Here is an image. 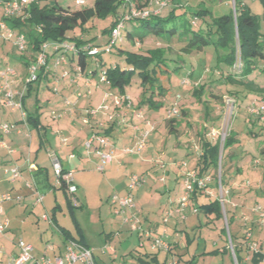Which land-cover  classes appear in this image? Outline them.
Masks as SVG:
<instances>
[{"label":"rangeland","instance_id":"374dc122","mask_svg":"<svg viewBox=\"0 0 264 264\" xmlns=\"http://www.w3.org/2000/svg\"><path fill=\"white\" fill-rule=\"evenodd\" d=\"M93 1L94 0H85L83 6H77L75 0H59V5L65 9L76 10L79 8L92 7ZM151 1L156 2L160 0ZM234 1L235 0H181L180 2L181 4L183 2L187 3L190 9H192L191 7H197L200 3L201 7L210 11L214 17H218L226 13L227 10L232 9ZM247 4L251 7L253 14L261 16L262 7L258 1L252 2L247 0ZM2 17L3 6L0 5V20ZM91 23L92 22H89L85 26L88 30L83 33V36H86L87 39L98 34L97 28H91ZM94 24L97 27L103 26L96 19L94 20ZM80 33V27L74 30L75 35ZM106 41L107 37L101 36L95 43L98 44V50L103 52V58L107 60L109 56L113 54V51L110 53L111 55L104 51L105 48H107ZM6 42L12 45L11 42ZM154 46L161 47L162 45L160 42H152V44L147 42L142 45L140 42H137V40L131 43L124 38L121 39L120 43L121 48L138 54H143L147 48H152ZM8 48H10V46ZM25 53L26 52H19L16 49L11 51L9 49L6 56L7 59L6 57L4 58L7 60L6 62H8L10 67L22 71L23 68L20 60ZM38 53L39 52H33L32 49H30L28 57L33 56V59H35ZM47 56L52 66L54 63V56H52L51 47L47 50ZM64 57L66 63H69L66 53ZM167 58L183 59L185 61V69L170 81L167 75L163 73L158 74L159 83L167 88L166 97L162 100L163 107H156L153 109L142 107V118H136L135 115L129 114L127 122H122L120 126L121 130L133 135L135 132L133 127L137 126L139 129H141V127L144 128V123L146 121H149L153 128L146 140L145 148L141 152H135L141 156L143 155V158L141 161L142 163H136L135 169L132 171V173L139 176L142 181L136 187L137 191L143 190L141 199L137 198L138 196L135 194L137 191H133L132 195L142 209L145 210L142 215L140 214L138 216L140 221L139 225L143 227L144 216L150 213V215L154 214L152 215L155 219L154 221L160 222L158 224L159 229L162 230L163 227L167 229V226L162 224L161 219L166 218V211L169 208L164 211H162V209L165 203L171 202L173 205L176 198L183 194V178L191 171L197 173V164L200 163V156L202 155V150L200 148L201 136L206 133V138L209 142H216L219 140L218 151L221 158L222 151H224V141L232 134L237 142L233 141V144L228 149L226 148L224 152L225 154L227 152H233V155L224 160L225 166L223 171H221V164L218 162L216 171L210 168L206 173L212 178L211 185L213 187L209 188L210 190H206V193L212 196L213 199L219 198L220 194L218 186L216 187L219 171L220 174H222L223 181L228 182L222 187L224 198L222 201L223 206H221L222 216L216 218L214 213L208 216L200 212L196 214L193 213L191 207L209 202V197L207 195H198L195 200L190 201V210L186 208L183 213L185 217L184 221H178L180 222L178 228V232L180 233V238L178 240L180 249H177L174 253V257L178 264H236L235 258L231 252L232 245L229 240L230 234L234 242L236 241L235 235L237 233H242L241 237L246 235V225L243 224V222H239L242 219L241 215L245 214L247 217L256 206L264 210V128L259 127V124H261L263 120L253 118L252 123V116L249 112L250 105L248 102H244V104L240 103L239 106L234 105L231 119L227 125V122L225 123L224 121L223 114L225 110V100L229 97L223 96L220 101L214 99L216 96H220L218 88L221 86L216 85V89L214 85L208 83L209 80L201 78V82L205 83V90L202 94L196 93V91L195 94L191 89V84L195 82L197 84L200 80L198 72H202L200 69V67H202L201 57L196 54L183 57L180 55L178 47L174 45L171 52L167 53ZM111 61H117V59L111 57ZM87 62H91L90 57H87ZM62 67V65L56 68L54 67L59 70L55 78H62ZM68 68L69 67H67V69ZM194 68L196 69V73L193 74L192 78L188 77L187 79L185 76L190 69ZM98 71L99 68H97V76H99ZM258 77L259 83L264 85V73L259 74ZM183 80H188L189 84L182 83ZM37 83L38 82L34 83V85ZM39 83L40 85H38L41 88V92L38 95L40 100L37 103V107L41 109L40 112L43 113V116L53 118V116H51V110L55 102H57L54 93V89L56 88L54 86L55 82L53 78L48 80L40 78ZM208 84L211 85V87H208ZM48 85L49 89L46 88ZM100 86L102 93H118L116 90L110 89L106 85ZM126 92L128 96L131 97L132 103L136 102L135 99L140 98V92L134 88H128ZM177 96H180L177 104L180 110L179 114L177 117L167 118V111L175 103ZM200 96L201 98L199 99ZM32 100V102L35 101V94L32 95ZM51 102L52 105L48 107V103ZM159 102L156 104L158 105ZM29 103L30 102L27 104ZM258 104L262 105L263 103ZM182 111L183 115L181 113ZM55 114V116H57L59 113ZM102 123H105L106 128V122L104 121ZM100 131V134L107 136L104 128ZM213 132L215 133L214 136L211 135ZM133 145L134 144L129 147ZM238 167L241 169L239 173L237 172ZM91 171L92 176L89 178L88 183H86L87 187L85 189L88 195L87 203H85L81 209H70V205H68V201L64 194L60 193L57 199L60 208L53 212L55 223L63 228L71 230L73 237H76V234L73 233L70 218L72 211L79 224L78 226H80L83 232L86 244L90 249H93L92 253L96 264H163L165 262V253L163 251H151L150 241L144 237L141 230H132L129 225L124 227L122 220L113 215L109 196L115 193L112 190V186L114 187L116 182L106 180V172H103L104 174L102 172H97L95 168ZM213 175L217 177V181L215 177H212ZM232 187H235L234 191H237V194L228 196L227 191L232 189ZM108 193L109 196H107ZM12 197L15 196L12 195ZM157 198H159L160 203L155 202L154 199ZM79 199V201L82 202L81 198ZM14 203L17 204L16 206L21 212L20 217L17 218L18 223H24V227L20 228V231H18L19 235L15 237L16 240L22 239L23 242L33 246L36 250L33 254L34 256H52L50 252H48V254L44 253L45 245H59L60 240L55 227H53L54 224L50 221L43 220V216H47L51 219L52 212L50 210L54 205L52 196L50 197L47 195L46 197V195H44V201L42 204L37 205L38 207L36 209H32V205L36 203L35 197L29 202ZM25 204L26 207L24 208ZM71 205L73 206L72 203ZM232 206H237L239 209V216L237 215V220L227 226L224 210L230 211ZM160 214L161 219L159 221ZM174 214L175 213H172L170 218ZM7 217L8 216L5 214H2L0 216V221H10L9 217ZM170 218H168V220ZM169 228V235H171L173 232L171 230L172 226L170 225ZM30 232L32 233L29 235ZM254 239L255 235L252 233V238L249 239V241L253 242ZM241 241L243 240L241 239ZM223 246H226L228 249L226 253L220 252ZM6 247L8 250L13 248V246L11 248L8 246ZM215 250H219V252L212 254ZM146 253L157 254V262L153 263L150 260L147 261L144 255ZM262 256V261H260L259 264H264V251L262 252ZM6 257L7 256L4 255L3 260L7 263ZM169 260H171V256L168 255L166 262ZM240 264L248 263H243L241 260ZM249 264L253 263L250 262Z\"/></svg>","mask_w":264,"mask_h":264},{"label":"trees","instance_id":"16d2710c","mask_svg":"<svg viewBox=\"0 0 264 264\" xmlns=\"http://www.w3.org/2000/svg\"><path fill=\"white\" fill-rule=\"evenodd\" d=\"M5 1L7 0H0V5ZM180 1L167 0L165 6H159L157 5L159 1L151 0H127V2L94 0L92 7L71 10L61 7L59 0H34L28 8H25L22 16L2 17V19L15 33L24 34L27 47L33 52H39L43 43L71 44L73 51L67 53L70 64H74L81 71L93 74H96L99 68L98 77H103L104 83L120 94H127L128 88H134L140 92V98L134 101L140 109L141 107L147 109L163 107L162 100L166 97L167 88L159 83L158 74L167 75L170 81L185 69L183 59L167 58V53L171 52L174 45L178 47L183 57L193 54L201 57L202 72H198L200 80L197 84L196 82L191 84L194 93L196 91L202 94L205 90V83L201 82V78H205L215 88L216 85L221 86L218 88L220 96L214 98L216 101L226 96L232 98L234 104L238 106L244 102H248L251 106L254 101L264 104V85L258 80L259 74L264 73V0L252 1H258L261 4V16L252 13L247 1L235 0L233 8L218 17H214L210 11L201 7L200 3L197 7L190 9L187 3L181 4ZM130 6L139 14L124 20V17L129 15ZM95 19L103 26H95ZM121 21L123 22L121 39L124 38L131 43L137 40L142 45L147 42L151 44L160 42L162 46L147 48L143 54L121 48V39L112 42L110 36L111 29ZM89 22H92L91 28H97L98 34L87 39L83 33L88 30L85 26ZM78 27L81 33L75 35L74 30ZM101 36L107 37L108 48L104 51L109 54L113 51L107 60L103 58V52L98 50V44L95 43ZM89 48H96L95 53L91 54ZM87 57H90L91 62H87ZM111 57L117 61H111ZM48 59L47 56V63ZM45 67L39 70L36 82L40 80L41 72ZM194 73L196 69H190L185 77L192 78ZM209 84L208 87H211ZM33 85L28 86L24 98L30 94ZM157 102H159L158 105ZM24 111L27 116L26 122L30 123L32 118L25 108ZM181 113L183 115V111ZM251 116L252 123L253 118L261 119L260 115ZM259 127L264 128V120ZM200 141L202 155L200 163L197 164V176L204 178L209 177L206 173L210 168L214 171L218 168L219 140L209 142L204 133ZM233 141L237 142L232 134L224 141V151L220 158L221 171L225 166L224 160L233 155V152L224 153ZM220 175V185L223 187L228 182H224L222 174ZM215 178L217 181V177ZM61 189L64 190L63 187ZM203 194L209 197V202L193 206L194 213L200 212L205 216L214 213L216 218H220L222 216L221 200L213 199L208 195L206 186L198 188L197 184H194L190 201ZM230 195L234 194L231 192ZM68 205L72 206L71 203ZM224 216L229 226L233 216L228 210H224ZM180 220L184 221V219ZM62 232L67 239L74 240L69 238L68 232L64 230ZM229 238L236 264H240L239 252L231 234ZM77 242L85 245L83 242ZM165 254L167 256L171 254L174 257L171 250ZM146 255L152 256L150 261L153 263L157 262L155 253Z\"/></svg>","mask_w":264,"mask_h":264},{"label":"crops","instance_id":"0c3cea01","mask_svg":"<svg viewBox=\"0 0 264 264\" xmlns=\"http://www.w3.org/2000/svg\"><path fill=\"white\" fill-rule=\"evenodd\" d=\"M22 15L23 12L14 16L20 17ZM8 45L10 46V48H8ZM9 49L10 51L15 50V48H13L12 45L8 44L7 42H0V69L10 66L8 62H6V56ZM29 52L30 49L27 47L26 53L21 57L20 62L23 69L22 71L16 70L17 81L15 83L14 89L21 90L23 87V81L26 76L28 65L32 62L33 59V56L28 57ZM4 57H6V59ZM62 66L63 67L61 69L63 74L62 78L59 79L55 78L59 73L58 68L55 69V66H51L49 61L45 69L41 72L42 79L48 80L50 78H53L55 82L54 86L56 88L54 89V93L57 102H55L54 107L51 110V116H53V118H47L46 116H43V113L40 112L41 109H38L37 107V103L40 100L38 95L41 92L39 81L37 84L31 87L30 94L26 98H24V108L32 118V121L30 123L21 121L19 117L20 112L18 110L7 111L4 110L2 106H0V122H7L13 125V128L10 130V132L6 135H3L1 137V140L7 146L15 150L14 154H8L4 148L0 147V194L9 192L15 197H21L22 199L20 203H25L26 201L29 202L30 200H33L34 197L36 198V192L42 194V202L44 201V195H46V197L47 195L50 197L52 196L54 205L50 210L52 212L51 219H49L48 221L54 224L53 227H55L60 240L59 245H45L44 253L48 254V252H50L52 256L62 253L64 244L70 240L67 239L63 234V230L68 232L69 238H72L75 241L77 240L83 242L86 246L88 245L85 242L83 232L80 226H78L79 224L72 211L70 218L72 222L73 233L76 234V237H73L71 230L63 228L55 223L53 212L54 210H59L60 208V205L57 201L60 193L64 194L68 203L71 202H69L70 197L65 192V190L56 185V180L52 172L51 158L57 157L64 169L74 170L75 172L74 184L77 187V191L74 194V198L77 200L78 206L70 207V209H81L83 205L87 203L88 195L85 191L87 187L86 183H88L89 178L92 176L91 170L94 168L96 170V164L98 163V159L94 153L86 156V152L83 146L90 132L99 133L101 132L100 130L104 128L105 134L114 144L115 150L113 153L112 161L107 164L104 169V173L106 172L105 176H107V178L104 176L105 179L108 181L116 182L114 187L112 186V190L115 192L114 194H118L120 196L126 194L128 176L130 174H134L132 173V171L135 169V164L140 163L143 158V155L141 156L136 153L124 154L122 152L123 148L129 147L136 142V140L140 136V132L135 131L133 127V130L135 131L133 135L121 130L120 127L122 122H127L129 114L134 115L136 111L142 112L143 108L141 107L140 109L136 105V103H132L130 107H113L109 97V95L111 94L101 92L100 85H108L101 82L100 78L96 74L81 71L72 63H65ZM67 67L69 68L67 69ZM46 88L49 89V85ZM33 94H35L34 102H32ZM106 95H108V98L105 101L102 100ZM28 102L30 103L27 104ZM51 105L52 102L48 103V107ZM102 105L106 108H100ZM90 110L96 112L89 116V124L85 126L82 123V119L85 118V116L87 117V112ZM55 113L59 114L55 116ZM110 118H112V120ZM104 121L106 122V128L105 123H102ZM17 130L21 131V133H17ZM26 159H28L29 162H32V164H34L36 167L35 170L31 172L32 175H30L31 173H29L27 169L28 164L26 163ZM14 166L20 168L21 175L13 184H11L8 180V175L4 172L6 169ZM240 170L241 169H239L238 167L237 172L239 173ZM28 181H31L34 184V191L28 190L25 187V183ZM204 184L206 186V190H210L209 188L212 187V178L209 177L208 181L204 182ZM234 188L232 187V189L228 191L230 193L227 192L228 196H230L231 192L234 195L237 194V191H234ZM134 191H137V188H135ZM142 193L143 190H139L135 193L137 194L136 196H138V199H141ZM107 196H109V193L107 194ZM107 196L105 197L108 198ZM79 198H81L82 202L79 201ZM99 200L101 201L100 198ZM154 200L155 202L160 203L159 198ZM42 202H36L34 204L35 206L32 205V209H36L38 207L37 205L42 204ZM134 203L136 205V208L140 210V214L142 215L145 210L142 209V207L136 202V199H134ZM16 205L17 204H15L14 202H5L0 205V216L2 214H5L9 217L10 220L8 221L9 225L6 229V232L2 236L0 235V248L3 249V255L2 258H0V264H6L5 260H3L4 255L7 256V260L10 256L16 254L17 248L15 246V237L19 235L18 231H20V228L24 227V223H18L17 218L20 217L21 212ZM173 206L174 204L172 205L171 202L165 203L162 211L166 210L167 208H172ZM25 207L26 204L24 208ZM190 207L191 206L188 205L187 210H190ZM194 207H196V205H194ZM238 212L239 209L237 208V206L231 207L230 215L233 216L232 222H235L237 220ZM152 215H150L149 213L147 216H144V225L142 228H145L144 230L146 231H150L153 236H160L168 244L169 250H171V253L174 255L177 249H180V244L178 243V240L180 238V233L178 232L180 222L178 221L180 220V218H178V215L175 213L169 220H167V223L164 224L165 226H167V229L163 227L161 230L158 226L160 222L154 221L155 219ZM241 218L242 219L239 222H243L246 227H249L251 229L250 238L248 239L252 238L253 233V235H255V242L249 241L247 238H245V235L241 237L242 233H237L235 235L236 241L234 242V245L239 252L240 261L242 260L243 263L248 264L250 262L253 264H259V262L262 261V252L264 251V225H261L259 223L257 219V213L250 212L247 217L245 216V214H243L241 215ZM243 218H247V220L244 221ZM160 219L161 214L159 217V221ZM170 225L172 226L171 230L173 231L171 235H169ZM125 226L127 227V225H124V227ZM31 233L32 232H30L29 235ZM241 239L243 241H241ZM254 244L257 245V251H254L249 247ZM6 246L10 248L13 246V248L11 250H8L6 249ZM33 249L34 254L36 250L34 247ZM219 250H215L212 254L218 253ZM226 251H228L227 247L223 246L220 252L226 253ZM146 254H144L146 256V260H151L152 256H147ZM169 256H171V254H169ZM171 258L175 259V257L172 256ZM165 259H168V256L166 254L164 256V261Z\"/></svg>","mask_w":264,"mask_h":264},{"label":"built area","instance_id":"2783aa9c","mask_svg":"<svg viewBox=\"0 0 264 264\" xmlns=\"http://www.w3.org/2000/svg\"><path fill=\"white\" fill-rule=\"evenodd\" d=\"M127 2V0H124ZM247 1V0H244ZM253 1V0H248ZM34 0H7L3 2L1 5L3 6V18H12V16L16 14H20L24 12L25 8L33 3ZM167 0H161L157 2L159 6H165ZM77 6H82L85 4V0H75ZM138 12L132 6H130L129 15L124 17V20H127L131 17L138 16ZM123 28V22H119L111 29V39L112 42L115 40L121 39V30ZM9 41L11 42L12 46L19 52H25L27 48V41L22 33H15L4 21V19L0 20V42ZM52 48V55H54V63L53 66L58 67L64 65L66 63L65 60V53H70L73 51V46L69 43H43L40 47V51L38 56L32 60V62L28 65L26 76L23 81V87L21 90L14 89L15 83L17 81V71L10 66L4 67L0 69V106L4 110L7 111H16L20 112V119L22 122H26V113L23 108V98L25 96L26 90L29 85L34 84L37 81V74L39 70L46 66L47 64V49ZM108 48V47H107ZM106 48V49H107ZM90 53H95V48H89ZM65 76V75H64ZM100 81L104 83V78L100 77ZM184 84H189L188 80H183ZM110 102L112 103L113 107H121V106H131L132 100L128 94H111L109 95ZM179 97L172 107L167 111V118L177 117L179 114L178 109V102ZM108 95L104 97L102 100H106ZM253 102L250 106L249 112L251 115H260L261 119L264 120V104L259 105L258 103L254 104ZM234 101L231 98H226L225 100V110H224V121L229 124L231 119L232 110L234 108ZM100 108L105 109V106H101ZM96 111H88L87 117L82 119V123L86 126L89 124V116L94 114ZM136 118H142V112L136 111L135 112ZM112 120V118H110ZM145 127L139 129L137 126L134 127L135 131L140 132V136L134 143L132 147H125L122 149L124 154H133L135 152H141L146 145V140L150 133L152 132V126L150 125L149 121L145 122ZM13 128V125L7 122H0V147L4 148L8 154H14L15 150L11 147L7 146L2 140L1 137L6 135L10 132ZM17 133H21V131L17 130ZM212 136L215 135L213 132ZM215 140V138H214ZM84 149L86 152V156L94 153L98 159V163L96 164V171L97 172H104L105 166L112 161L113 153H114V144L112 141L105 135H102L97 132H90L87 139L85 140ZM26 163L28 164L27 169L29 173L35 170V165L32 162H29L26 159ZM52 163V172L56 180V185L61 186L64 188L65 192L69 195L71 203L77 207L78 203L77 200L74 198V194L77 191V187L74 184V170H67L64 169L61 162L57 157L51 158ZM220 163V157H219ZM5 174L8 175V180L11 184H13L21 175V170L19 167L14 166L9 169H6ZM32 175V173L30 174ZM209 177L198 178L197 173L195 171H191L183 178L184 182V192L183 194L178 197L174 203V206L166 211V218L162 220L163 224L167 223L168 218H170L172 213H176L179 215L180 219H185L183 213L188 207L191 195L194 190V184H197L198 188L205 187L204 182H207ZM142 182L136 174H130L127 179V187H126V194L120 196L118 194H113L110 196V205L112 209L113 215L119 217L122 220L124 225H129L132 230H141L144 237L150 241L151 251H163L167 253L169 251L168 244L160 237V236H153L150 231L144 230L139 224L140 211L136 208L134 203L133 191L135 188ZM34 184L31 181L25 183V187L28 190L34 191ZM218 188H219V199L221 200V205L223 201V194H222V186L220 185V171H219V178H218ZM36 192V191H35ZM36 202L41 203L43 200L42 194L36 192ZM225 195V192H224ZM21 197H12V195L7 192L0 194V205L3 203L9 202H20ZM223 206V205H222ZM253 213H257L258 221L261 225H264V210L261 207L256 206L255 209L252 211ZM1 213V209H0ZM244 221L247 218H243ZM43 220L48 221L49 218L47 216H43ZM9 222L8 220L0 221V235H3L8 228ZM140 226V227H139ZM247 233L245 237L248 239L250 238L251 229L246 227ZM153 236V237H152ZM249 240V239H248ZM15 246L17 248L16 254L10 256L7 259L6 264H96L93 255V249L90 247L83 245L79 242L74 240H69L64 244L62 253L53 255V256H34L33 255V246L28 243L23 242V240L19 239L16 240ZM252 250L257 251V245L249 246ZM232 252V249H231ZM233 254V252H232ZM3 255V249L0 248V258ZM236 262V261H235ZM166 264H177L174 258L167 261Z\"/></svg>","mask_w":264,"mask_h":264}]
</instances>
